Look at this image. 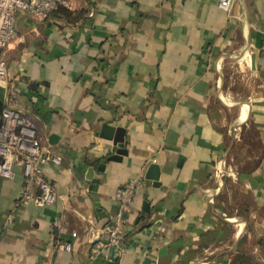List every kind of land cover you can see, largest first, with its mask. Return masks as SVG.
Here are the masks:
<instances>
[{
  "label": "crops",
  "instance_id": "crops-1",
  "mask_svg": "<svg viewBox=\"0 0 264 264\" xmlns=\"http://www.w3.org/2000/svg\"><path fill=\"white\" fill-rule=\"evenodd\" d=\"M71 10L17 14L9 77L41 143L62 157L44 169L69 200L17 204L22 170L0 175V264H264V0H237L238 17L218 0ZM105 123L125 129L120 160L107 159ZM138 177L125 252L92 258L117 190ZM66 240L71 251L56 247Z\"/></svg>",
  "mask_w": 264,
  "mask_h": 264
},
{
  "label": "built area",
  "instance_id": "built-area-1",
  "mask_svg": "<svg viewBox=\"0 0 264 264\" xmlns=\"http://www.w3.org/2000/svg\"><path fill=\"white\" fill-rule=\"evenodd\" d=\"M236 2L237 0H218V5L229 17H238L234 10ZM59 7L73 9L75 0H0V86H3L6 94L0 115V175L13 179L16 176V168L22 170L24 186L17 204L34 200L38 205L53 204L57 201L66 205L69 200V195L59 191L54 181L45 173L46 163L60 164L62 157L41 143L36 123L30 115L22 112L20 90L16 79L9 77L6 56L10 44L18 37V12L22 11L32 19L44 21ZM260 50L264 56V45ZM246 59L247 56L243 54L239 62L245 63ZM222 169L227 173L226 169ZM141 179H132L117 190L118 209L110 215L108 221L96 227L94 238L99 243L92 247V258L102 254L108 247H116L121 253L125 252L127 215L135 193L142 185ZM66 217V210H63L61 220H66ZM161 229L166 230L165 227ZM73 235L76 236L77 233L73 232ZM56 247L71 251L73 242L58 241Z\"/></svg>",
  "mask_w": 264,
  "mask_h": 264
},
{
  "label": "water",
  "instance_id": "water-1",
  "mask_svg": "<svg viewBox=\"0 0 264 264\" xmlns=\"http://www.w3.org/2000/svg\"><path fill=\"white\" fill-rule=\"evenodd\" d=\"M103 135L106 138L111 139L113 142L108 147L107 151V159L108 160H120L121 155L127 154L128 150L124 146L125 144V129L123 127H114L111 125H108V123H105L103 126ZM104 164H101V167ZM152 167H156L155 164H152ZM157 168V167H156ZM153 178H158V173L156 172V175H154Z\"/></svg>",
  "mask_w": 264,
  "mask_h": 264
},
{
  "label": "trees",
  "instance_id": "trees-1",
  "mask_svg": "<svg viewBox=\"0 0 264 264\" xmlns=\"http://www.w3.org/2000/svg\"><path fill=\"white\" fill-rule=\"evenodd\" d=\"M74 11H72L71 9L67 8V7H59L58 9L54 10L49 17L52 16H63V17H67L69 19H73L74 16ZM76 19H80V12H77L76 15ZM2 101L0 100V115H1V108H2ZM251 264H259L258 261H254Z\"/></svg>",
  "mask_w": 264,
  "mask_h": 264
},
{
  "label": "rangeland",
  "instance_id": "rangeland-1",
  "mask_svg": "<svg viewBox=\"0 0 264 264\" xmlns=\"http://www.w3.org/2000/svg\"><path fill=\"white\" fill-rule=\"evenodd\" d=\"M247 117L244 116L243 114V108H242V112H241V115H240V120L243 122L244 120H246Z\"/></svg>",
  "mask_w": 264,
  "mask_h": 264
},
{
  "label": "bare ground",
  "instance_id": "bare-ground-1",
  "mask_svg": "<svg viewBox=\"0 0 264 264\" xmlns=\"http://www.w3.org/2000/svg\"><path fill=\"white\" fill-rule=\"evenodd\" d=\"M251 59H252V58H251ZM251 62H252V61H251ZM247 64H248V63H247ZM244 106H245V105H244ZM244 106H243V107H244ZM226 241H227V240H226ZM215 244H216V243H215ZM215 244H214V245H215Z\"/></svg>",
  "mask_w": 264,
  "mask_h": 264
}]
</instances>
